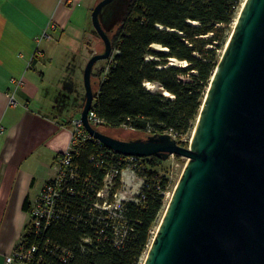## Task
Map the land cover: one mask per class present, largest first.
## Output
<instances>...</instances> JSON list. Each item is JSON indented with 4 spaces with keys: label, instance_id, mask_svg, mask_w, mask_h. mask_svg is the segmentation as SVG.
<instances>
[{
    "label": "trees",
    "instance_id": "trees-1",
    "mask_svg": "<svg viewBox=\"0 0 264 264\" xmlns=\"http://www.w3.org/2000/svg\"><path fill=\"white\" fill-rule=\"evenodd\" d=\"M244 1L127 0L116 29L109 32L103 26L118 54L103 81L104 69L92 74L99 81L92 111L103 122L100 127L172 134L189 147L182 140L196 127ZM171 59L189 66H169ZM146 83L160 91L147 89ZM69 158L55 217L39 230L29 221L16 248L36 247L38 264H141L166 212L164 193L171 181L162 172L164 162L156 156L131 162L93 139L79 142ZM130 167L145 179L140 195L123 202L118 216L97 208L106 175L118 172L116 191L122 185L120 174ZM31 208L32 203L28 214Z\"/></svg>",
    "mask_w": 264,
    "mask_h": 264
},
{
    "label": "water",
    "instance_id": "water-1",
    "mask_svg": "<svg viewBox=\"0 0 264 264\" xmlns=\"http://www.w3.org/2000/svg\"><path fill=\"white\" fill-rule=\"evenodd\" d=\"M91 17L105 44L84 72L82 121L102 144L125 156H171L188 164L144 264H264V0H247L212 78L191 147L170 134L120 140L93 128L95 65L113 54L101 15Z\"/></svg>",
    "mask_w": 264,
    "mask_h": 264
},
{
    "label": "crops",
    "instance_id": "crops-1",
    "mask_svg": "<svg viewBox=\"0 0 264 264\" xmlns=\"http://www.w3.org/2000/svg\"><path fill=\"white\" fill-rule=\"evenodd\" d=\"M95 3L0 0V264L25 233L27 205L54 178L70 145L71 121L84 103L86 58L81 43L72 46L87 31Z\"/></svg>",
    "mask_w": 264,
    "mask_h": 264
},
{
    "label": "built area",
    "instance_id": "built-area-1",
    "mask_svg": "<svg viewBox=\"0 0 264 264\" xmlns=\"http://www.w3.org/2000/svg\"><path fill=\"white\" fill-rule=\"evenodd\" d=\"M11 105H15L14 97L11 98ZM89 122L92 127L98 128L102 125V121L97 117V115L91 110L89 113ZM73 130H72V137L71 142L67 150L63 153V157H59L57 161V173L52 180L54 183L45 184L40 193L39 197L35 200L32 204L31 213L29 214V221L31 225H33L37 230L42 228L43 223L49 224L56 215V200L58 199V192L61 187L60 183L62 182V177L66 174V166L70 163L69 153L74 146H76L79 142L85 141L87 139H93L98 143L102 144L98 139H96L93 135H91L85 128L83 121H82V112H79L73 119ZM5 132L4 127L0 124V135ZM172 135V134H170ZM175 139L176 137L172 135ZM104 145V144H103ZM107 147V146H106ZM110 149V148H109ZM112 152L116 153L112 150ZM122 155V154H119ZM129 158L131 162L136 161L140 157H133V156H125ZM171 157H174L171 156ZM170 157V158H171ZM148 158H140V159H150ZM130 172L135 177H137L141 181L139 191L133 195L131 186L127 182L125 175ZM118 172L109 173L106 175L104 179L103 189L97 193L98 199L102 200V203L97 202L96 207L102 210L108 211L113 216H118L116 211L121 208L123 202L127 201H134L137 196L140 195L141 189L145 187V179L140 177L138 173L130 167L129 169L123 171L121 175V187L116 191L114 189V178L117 176ZM169 180L171 181L169 175ZM167 193V192H166ZM164 193V196H166ZM37 248L32 247L28 248L25 245L20 244L15 250L6 256V263L7 264H38L36 260Z\"/></svg>",
    "mask_w": 264,
    "mask_h": 264
},
{
    "label": "rangeland",
    "instance_id": "rangeland-1",
    "mask_svg": "<svg viewBox=\"0 0 264 264\" xmlns=\"http://www.w3.org/2000/svg\"><path fill=\"white\" fill-rule=\"evenodd\" d=\"M99 1L100 0H96V3L93 6L94 8L98 4ZM126 4H127V0H115L113 3H111L110 5H108L104 8L102 15H101V21H102L103 26L107 29V31L110 32L112 29H116L119 21L121 20L123 14H124ZM91 14H89V16H88L89 21H88V25H87V28H88L87 31H85V33H82L79 36L78 41L76 43H74V45L72 46V49L75 51L77 48L80 47V43H81L82 50L86 54V58H83L81 61L83 63L80 64L81 65V71L80 72L82 75L81 83H82V91H83V96H84L83 105H85V100H86V90H85V86H84V72H85L86 66L93 56L100 54V53H104V51H105V44L93 26ZM233 27H234V25H233ZM233 27H232V32H233ZM154 49L156 50L157 47H154ZM156 51H160V50L157 49ZM223 52H224V50H223ZM223 52L221 53V55H223ZM115 54H118V52L113 53L110 59H108L106 61H100L95 65V68L93 70L94 74H97L98 71H100L101 69H104V71H105V73L101 77L100 81H103L106 78L108 71L112 65V61H113L112 58L114 57ZM88 58H89V60H88ZM188 66H189V63H186L185 67H180V68H187ZM92 84H93V89L97 90L98 85H99V81L97 80V77H95V76L92 77ZM152 86H153V89L151 91H153V92L160 91L159 86H156V85H152ZM65 95H67V94H65ZM167 96L170 97V95H167ZM71 128H72V130L74 129L72 121H71ZM95 129L104 133V134H107V135H110L112 137L118 138L120 140H125V141H131V140H137V139H146L147 137H149V134H147V133L131 131V130L126 129V128L111 129V128H107V127H98ZM190 140H191V136L190 137L187 136L182 141H184V142L188 141L189 147H190ZM179 143H180V141H179ZM163 162H164V165L162 166V172H165L166 174H168L170 179H171L170 187H169L168 192L166 193V196H165V206L167 209V206H168V204H169V202L173 196V193L175 192V189H176V187H177V185L181 179V176L183 175V172H184V170L188 164V159L184 158V157H180V156H174V157L169 158L167 161H163ZM125 177H126L127 182L130 184L129 186H131V190H132L133 195H135L140 189L141 181L137 177H135L133 174H131L130 172H128L125 175ZM162 219H163V217H162ZM159 226H160V224H159ZM159 226H157L155 228L154 235H153L154 237H155V234H156ZM150 246H149L148 250L146 251V253L143 255V257L141 259V264H144L146 257H147V254H148V251L150 249Z\"/></svg>",
    "mask_w": 264,
    "mask_h": 264
},
{
    "label": "bare ground",
    "instance_id": "bare-ground-1",
    "mask_svg": "<svg viewBox=\"0 0 264 264\" xmlns=\"http://www.w3.org/2000/svg\"><path fill=\"white\" fill-rule=\"evenodd\" d=\"M246 1H247V0L244 1L243 5H242V7H241V9H240L239 15H238V17H237V19H236V21H235V23H234L233 30H234V28L236 27V25H237V23H238V21H239V19H240L241 13H242V11H243V9H244V6L246 5ZM153 46H154V45H153ZM155 47H157V49L160 50V51H164V52L168 51L166 48H162L161 46H155ZM157 49H156V50H157ZM169 66H174V67H185V66H186V62H184V61H180V60H177V59H171V60H170V65H169ZM145 86H146L147 89H149V90H152V89H153V86H152L151 83H146ZM166 95H169V94L166 93ZM194 131H195V130H194ZM194 131H193V133H192V135H191L190 147H191V146L193 145V143H194V134H195Z\"/></svg>",
    "mask_w": 264,
    "mask_h": 264
},
{
    "label": "flooded vegetation",
    "instance_id": "flooded-vegetation-1",
    "mask_svg": "<svg viewBox=\"0 0 264 264\" xmlns=\"http://www.w3.org/2000/svg\"><path fill=\"white\" fill-rule=\"evenodd\" d=\"M100 54H102V53H100ZM88 60H89V58H88Z\"/></svg>",
    "mask_w": 264,
    "mask_h": 264
}]
</instances>
